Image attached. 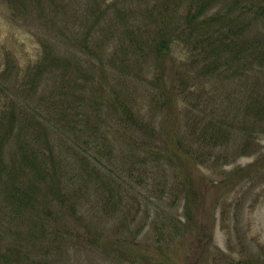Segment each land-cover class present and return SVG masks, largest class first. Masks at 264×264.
<instances>
[{"label": "rangeland", "instance_id": "374dc122", "mask_svg": "<svg viewBox=\"0 0 264 264\" xmlns=\"http://www.w3.org/2000/svg\"><path fill=\"white\" fill-rule=\"evenodd\" d=\"M22 1L27 3L26 7L0 0V112L12 107L19 111L20 106L27 104L30 108L24 109V116L36 111L39 119L55 127L49 132L51 143L71 172L67 175V180L71 179L67 190L76 191L73 199L76 214L72 216L67 208L69 215L61 219V224L77 228L79 233H66L50 218L47 232L37 229L29 237L24 232L7 234L10 243L22 240L16 246L22 254L17 264H226V260L219 263L213 260L214 253L218 255L217 248L236 260L256 255L264 247V173L240 182L237 177L228 178L232 171L246 169L255 156H239L235 146H231L227 149V160L223 156L217 159V153L208 159L209 151L203 148L206 143L200 140L194 152L198 153L197 158L204 157L205 162L200 163L203 159L190 162L186 170L179 160L172 158L176 165L172 168L165 158L169 152L160 146L159 139L154 140L155 136L167 140V132L171 134L174 126L179 129L180 123L185 144L196 140L201 129L197 126L192 129L195 114L212 115L214 101L215 108L226 101L231 83L214 78V73L201 74L200 65L192 57L190 41L175 40L168 57V74L173 75L171 68L183 66L182 77L189 88L168 112L162 97L155 96L159 87L151 84L153 65L143 69L142 77H136L139 79L128 77L124 81L108 61L120 49L117 30L120 20L116 16L131 6L125 0H67L68 7L59 9L49 0H43L42 9L32 7L33 0ZM94 18L99 23L95 30H106L99 36L102 48L99 57L81 51L75 43L85 33L86 21ZM78 30L80 34L76 37H65ZM50 46L59 55L76 58L89 78L93 81L96 78L101 84L105 97L113 90L125 94L134 106L136 118L153 127L154 133L139 125L118 127L102 107L100 91L96 96L98 110L89 108L82 100L72 103L70 108L61 104L59 94L52 104L48 99L50 92L59 88L56 79H41L36 86L31 84L32 74L46 59ZM188 68L192 71L187 72ZM91 82L81 76L75 85L66 80L62 89L70 94L67 100L75 99L73 94L83 98L86 92L91 93ZM191 92L193 99L186 96ZM65 108H69L66 118L61 115ZM256 140L264 146V134ZM147 145L152 151L162 153L160 166L155 160L159 159L157 153L147 156L144 151ZM139 154V160L147 156L149 161L146 159L145 167L136 170L140 168L136 156ZM85 159L97 164L106 177L114 191L111 200L109 189L95 191L92 173L85 178L81 164ZM94 160H99V164ZM187 175L201 195L198 204L193 205L191 220L184 188L179 184V180L187 181ZM57 208L55 205L54 210ZM57 213L64 216L63 211Z\"/></svg>", "mask_w": 264, "mask_h": 264}, {"label": "trees", "instance_id": "16d2710c", "mask_svg": "<svg viewBox=\"0 0 264 264\" xmlns=\"http://www.w3.org/2000/svg\"><path fill=\"white\" fill-rule=\"evenodd\" d=\"M8 1L22 7L27 4L22 0ZM33 1L32 7L43 8V0ZM49 1L53 7L59 9L61 6L67 8L69 0ZM141 1L135 4L133 0H125L131 6L123 9L124 13H118L119 17L116 16L120 20L117 30L121 45L108 61L119 72L120 79L125 81L128 77H140L143 69L153 65L151 84L159 87L155 96L162 97L169 112L189 87L182 77L183 66H176L175 70L171 68L173 75L168 74V57L175 40H187L193 49L194 62L200 65L198 71L206 76L214 73V78L228 80L232 86L229 88L231 92H227L229 94L226 101L219 103L216 108L217 102L214 101L212 115L195 114L191 123L192 129L195 126L201 129V135L196 140L185 144L186 137L180 134L181 123L179 129L174 126L171 134L167 132V140H162L159 136L154 137V140L159 139L160 146L169 152L166 160L171 162L173 168L176 165L172 158H176L186 170H189L190 162L203 159L200 163H204L205 158H197L198 153L194 152L195 144L198 145L200 140H204L206 144H203V148L209 151L208 159L213 153H217V159L223 156L227 160V149L231 146H235L234 150L239 156H255L246 169L232 171L229 180L237 177V182H240L264 173V146L256 140L259 135L264 134V0ZM96 19L98 18L86 21L88 25L85 33L77 38L75 43L81 51L86 50L99 57L102 54L99 36L106 30H95L99 27ZM79 34L78 30L76 34L65 37H76ZM45 58L36 66L31 84L36 86L41 79H56L59 88L51 91V97L48 99L52 104L59 94L61 104H68L70 108L72 103L82 100L89 108L98 110L99 102L96 96L100 91L103 96L102 107L118 127L123 126L125 129L139 125L148 133H154L153 127L136 118L134 106L128 102L125 94L126 98L118 90H113L109 97H105L106 93L101 84L96 78L94 81L89 78V74L76 63V58L59 55L54 46H50ZM99 60L103 62L102 59ZM188 71L192 70L188 68ZM80 76L92 81L91 93L86 92L83 98L73 94L75 99L67 100L70 94L63 92L64 83L68 80L75 85ZM186 96L189 99L194 98L192 92ZM26 108L30 106L23 104L19 111L12 107L0 112V261L4 264H17L22 259L20 250L16 248L22 240L15 239L10 243L7 234L24 232L29 237L32 232L36 233L37 229L47 232L50 226H47V220L50 218L61 230L67 231L66 233H79L77 228L61 224V219H65L69 212L72 216L76 214V201L73 200L76 191L67 190L71 180H67V175L71 172L64 160L58 158L51 143L49 132L55 127L43 118L39 119V113L36 111L24 116ZM62 110L64 113L61 115L66 118L65 113L69 108ZM14 144L16 145L13 148ZM149 146L147 145L144 151L147 156L150 153L154 156L158 150L152 151ZM161 155V152L157 153L156 157L159 159H155L159 166ZM136 156L140 165L136 170H140L141 166L145 167L146 159H149L146 156L144 160H139L140 154ZM81 164H84L85 178L88 173L95 177V191L109 189L111 200L114 191L106 182V177L102 176V171L97 169V164H93V161L91 163L89 159H85ZM153 179L156 180L157 177L153 176ZM139 180L144 181L143 178ZM179 184L184 188L187 215L191 220L193 205L198 204L201 195L194 180L188 178V175L187 181L179 180ZM179 184L177 183V187ZM121 201L122 195L118 202ZM55 205H58L57 210H54ZM58 211H63L64 216H59ZM172 220L173 218L169 225ZM55 232L58 235V231ZM50 235L52 236L53 232ZM217 252L218 255L214 253L213 259L216 263L226 260V264H264L263 246L256 255L241 257L238 260L232 259L219 248Z\"/></svg>", "mask_w": 264, "mask_h": 264}]
</instances>
